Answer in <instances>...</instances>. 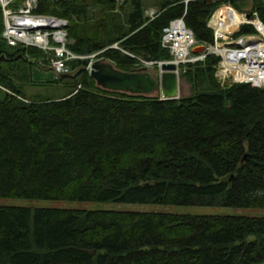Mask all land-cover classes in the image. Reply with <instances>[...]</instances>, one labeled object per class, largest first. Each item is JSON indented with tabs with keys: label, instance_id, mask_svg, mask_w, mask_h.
<instances>
[{
	"label": "trees",
	"instance_id": "trees-1",
	"mask_svg": "<svg viewBox=\"0 0 264 264\" xmlns=\"http://www.w3.org/2000/svg\"><path fill=\"white\" fill-rule=\"evenodd\" d=\"M245 1L162 0L152 19L143 0H37L33 11L67 20L71 51L129 71L138 61L125 52L171 58L160 41L172 19L183 16L200 43L213 41L207 20L224 3L264 24V0ZM3 28L0 8V197L264 208V87L221 84L209 54L180 66L189 96L105 90L88 59L55 75L40 49L9 46ZM245 33L255 29L234 35ZM26 81L70 89L27 99ZM0 264H264V215L0 205Z\"/></svg>",
	"mask_w": 264,
	"mask_h": 264
},
{
	"label": "built area",
	"instance_id": "built-area-1",
	"mask_svg": "<svg viewBox=\"0 0 264 264\" xmlns=\"http://www.w3.org/2000/svg\"><path fill=\"white\" fill-rule=\"evenodd\" d=\"M36 6L37 0H0L4 25L2 36L5 42L9 46L21 45L40 49L45 55L46 66L55 75L71 74L70 62L84 57H88L87 69L90 71L96 53L82 56L71 51L67 47V33L63 28L65 22L55 16L35 13L33 9ZM221 7L225 8L224 12H219ZM145 13L149 19L157 15V11L152 8ZM247 14L227 3L217 7L207 20V27L213 34L211 43L198 42L185 25L183 16L172 19L164 28L160 41L161 46L169 50L171 58L152 60L148 64L160 65L162 62H172L176 65L178 73L181 65L202 61L207 55L214 54L219 57L215 76L221 84L244 82L256 83L264 87V24L256 12L248 16ZM234 16H239L240 21L236 22L237 17ZM226 24L236 26L232 31H226L224 29ZM243 24L253 26L255 33L235 36V32ZM177 30H181L186 35L183 48L180 47L179 38L174 34ZM198 45H203L205 50L193 53L192 49ZM10 93L14 95L13 92Z\"/></svg>",
	"mask_w": 264,
	"mask_h": 264
},
{
	"label": "rangeland",
	"instance_id": "rangeland-1",
	"mask_svg": "<svg viewBox=\"0 0 264 264\" xmlns=\"http://www.w3.org/2000/svg\"><path fill=\"white\" fill-rule=\"evenodd\" d=\"M117 4L120 5L122 0H116ZM162 0H143L146 9H159V4ZM250 1H245L241 4V7H249ZM124 10L116 9L113 14V23L120 24L124 21V13L127 10V5L123 6ZM91 14L94 10H90ZM144 12V15L146 13ZM98 13V11H97ZM107 12L103 14L99 13L94 15L95 18H102ZM99 15V17H98ZM108 19V18H107ZM7 50H10L7 47ZM87 56V55H82ZM137 58L136 63L131 69H138L143 65H146L143 61L144 58L140 56H133ZM83 59H88L84 57ZM16 62L19 59L15 60ZM12 61V62H15ZM10 62H2L4 68L11 67ZM148 71L153 75H157L158 68L156 66L147 64ZM86 70L87 64L85 65ZM51 72V71H50ZM53 73V72H51ZM179 76V97L189 96L191 94L190 84L181 76L180 69L178 71ZM46 79V78H45ZM77 87H80L78 85ZM69 86L63 83H45L42 82H31L26 81L22 86V90L27 99H49L57 98L62 94L68 92ZM128 94V93H127ZM150 96H158V91H153ZM0 205L3 206H30V207H64V208H79L87 210H134V211H156V212H173L179 214H198V215H250L259 216L264 215V208H237V207H225V206H200V205H156V204H138V203H116V202H97V201H64V200H44V199H25V198H6L0 197Z\"/></svg>",
	"mask_w": 264,
	"mask_h": 264
},
{
	"label": "water",
	"instance_id": "water-1",
	"mask_svg": "<svg viewBox=\"0 0 264 264\" xmlns=\"http://www.w3.org/2000/svg\"><path fill=\"white\" fill-rule=\"evenodd\" d=\"M204 50V46L199 45L193 48L192 52L197 53ZM125 55L133 57L127 52ZM143 58L146 63L152 61L149 56ZM37 63L41 65L40 61ZM153 66L158 68L157 75L148 71L147 64L138 69L123 71L117 69L108 60L96 59L91 64L89 73L96 86L105 90L145 96L158 91V96L162 100L179 98V76L176 65L172 62H162L160 65L153 64Z\"/></svg>",
	"mask_w": 264,
	"mask_h": 264
},
{
	"label": "bare ground",
	"instance_id": "bare-ground-1",
	"mask_svg": "<svg viewBox=\"0 0 264 264\" xmlns=\"http://www.w3.org/2000/svg\"><path fill=\"white\" fill-rule=\"evenodd\" d=\"M221 6V5H220ZM225 11V8L224 7H221L220 9H219V12H224ZM157 12H158V10H157ZM237 17V18H236ZM148 18V17H147ZM234 18H236L235 19V21L236 22H238V21H240V17L239 16H234ZM59 20H62V21H64L65 22V24H64V26H63V28H64V30L66 31V27H67V25H68V23H67V20L66 19H63V18H58ZM236 25H234V26H232L231 24H226L225 26H224V29L226 30V31H232L233 30V28L235 27ZM165 28V27H164ZM164 28H163V30H164ZM67 33V32H66ZM174 34L179 38V40H180V42H181V45H180V47L181 48H183V42H184V40H185V38H186V35L183 33V32H181V30H177L176 32H174ZM162 35H163V31H162ZM161 35V36H162ZM249 41H252V40H249ZM199 46V45H198ZM203 46V45H202ZM110 47H116L117 48V45L116 44H112ZM97 53H99V52H96V54ZM92 54H95V53H92ZM89 55H91V54H89ZM94 60H96V58L94 59ZM94 60H93V62H94ZM146 64H148V63H146ZM89 72V71H88ZM90 74V73H89ZM65 75H67V74H65ZM217 78V77H216ZM218 80V79H217ZM226 84H229V83H226Z\"/></svg>",
	"mask_w": 264,
	"mask_h": 264
},
{
	"label": "crops",
	"instance_id": "crops-1",
	"mask_svg": "<svg viewBox=\"0 0 264 264\" xmlns=\"http://www.w3.org/2000/svg\"><path fill=\"white\" fill-rule=\"evenodd\" d=\"M64 94H62L61 96H63Z\"/></svg>",
	"mask_w": 264,
	"mask_h": 264
}]
</instances>
